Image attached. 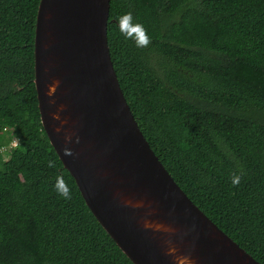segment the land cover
<instances>
[{"label": "trees", "instance_id": "trees-1", "mask_svg": "<svg viewBox=\"0 0 264 264\" xmlns=\"http://www.w3.org/2000/svg\"><path fill=\"white\" fill-rule=\"evenodd\" d=\"M38 2L0 0V264H133L41 126L33 83ZM126 12L147 30V48L119 31ZM106 38L155 155L188 198L264 264V0H109ZM13 140L4 159L1 148ZM234 172L242 174L235 187ZM57 175L70 200L56 193Z\"/></svg>", "mask_w": 264, "mask_h": 264}, {"label": "water", "instance_id": "water-1", "mask_svg": "<svg viewBox=\"0 0 264 264\" xmlns=\"http://www.w3.org/2000/svg\"><path fill=\"white\" fill-rule=\"evenodd\" d=\"M108 10L109 0L37 5L33 83L62 166L133 264H176L181 256L190 264H260L188 198L149 146L113 68Z\"/></svg>", "mask_w": 264, "mask_h": 264}, {"label": "clouds", "instance_id": "clouds-1", "mask_svg": "<svg viewBox=\"0 0 264 264\" xmlns=\"http://www.w3.org/2000/svg\"><path fill=\"white\" fill-rule=\"evenodd\" d=\"M117 22L119 31L125 37V39L133 40L138 48H147L149 46V44L151 43V37L148 35L147 30L145 29L143 24L134 22L131 12H126L120 15ZM53 118L56 119L58 117L54 116ZM63 152L65 156H74V153L70 148H64ZM48 167H55L54 161H49ZM241 178V173H232L231 184L234 187L238 186L240 184ZM54 189L56 193L62 198L66 200H70L72 198L71 188L68 186L67 181L62 175L56 176ZM176 264H190L189 258L186 256L178 257L176 259Z\"/></svg>", "mask_w": 264, "mask_h": 264}, {"label": "rangeland", "instance_id": "rangeland-1", "mask_svg": "<svg viewBox=\"0 0 264 264\" xmlns=\"http://www.w3.org/2000/svg\"><path fill=\"white\" fill-rule=\"evenodd\" d=\"M9 146H10V144L9 145H7V146H5V147H3V148H1V152H2V154H3V158L5 159L6 158V149H8L9 148Z\"/></svg>", "mask_w": 264, "mask_h": 264}, {"label": "built area", "instance_id": "built-area-1", "mask_svg": "<svg viewBox=\"0 0 264 264\" xmlns=\"http://www.w3.org/2000/svg\"><path fill=\"white\" fill-rule=\"evenodd\" d=\"M16 143L15 140H13L11 143H10V146L14 145Z\"/></svg>", "mask_w": 264, "mask_h": 264}]
</instances>
